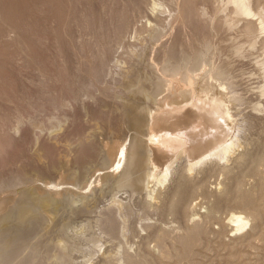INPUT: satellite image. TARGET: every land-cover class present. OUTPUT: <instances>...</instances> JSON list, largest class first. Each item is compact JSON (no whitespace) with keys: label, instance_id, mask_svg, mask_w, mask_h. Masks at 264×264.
Masks as SVG:
<instances>
[{"label":"bare ground","instance_id":"bare-ground-1","mask_svg":"<svg viewBox=\"0 0 264 264\" xmlns=\"http://www.w3.org/2000/svg\"><path fill=\"white\" fill-rule=\"evenodd\" d=\"M95 1L43 0L38 5L42 12L47 13L49 27L60 23L65 30L74 18L75 24L79 20L77 27L100 33L98 45L93 46L97 50L88 60V79L75 76L69 94L74 100L81 99L79 97L83 93L93 95L95 91L107 92L122 83L124 90L120 94L116 92L114 97L121 101L115 109L119 111L121 119L118 130L125 134V138L121 142L103 144L95 134L85 133L89 125L87 122L80 124L76 114H72L74 120L71 124L63 125L59 131L52 128L48 133H45L47 123L32 121L34 128L33 135H30V129L23 125V107L15 113L2 111L1 101H11L6 92L11 87V77L7 71L0 70V264H74L72 256L79 249V244L72 242L67 235L72 227L70 217L95 208L94 202L104 196L102 188L105 185L111 188L115 196L148 190L150 201H156L159 198L163 200L164 195L168 194V205L163 201L162 205L166 206L163 211L161 209L160 215L169 214L181 219L189 212L188 202L193 194L205 188L204 183L196 187H190V183L206 169L210 161H218L216 166H220V161L227 163L233 159L239 163L242 173L252 168L251 172L259 180L256 190L250 191L244 187V175L240 173L236 178L226 176L210 192L216 197L212 207L216 211L224 206L229 207L230 203L235 204L236 209H241L235 210L229 218L235 224V231H244L250 225L251 232H256L264 225V210L258 203L264 202V176L260 169L264 167V147L261 149L257 146L261 150L252 149L248 142L241 151L238 147L245 146L246 142L242 145L238 139L227 138L244 124V116L239 117L243 112L237 108V103L244 98L238 92V82L232 76L236 64L231 59L243 58L259 42L264 44V0H204V4L203 0L201 3L199 0H103L99 7L101 20L93 25L95 14L91 5ZM144 2L148 8L144 7ZM132 4L133 8L130 9ZM11 5L8 0H0V43L8 49L19 45V51L23 52L18 55L16 66L24 67L35 60V45L48 50L47 45L51 40L36 31L29 18L18 14L20 11L15 13L17 8ZM207 5L213 9L208 17H204L207 15ZM136 9L144 12L154 23H160L157 25L162 29L155 26L149 28L147 22L143 27H137L136 40L129 42L127 33L133 25L130 12L132 14ZM166 10L170 12L169 15ZM227 10L229 14H224ZM61 16L65 21L58 22ZM255 16H258L257 20L253 18ZM240 22H243L240 27L243 43L222 35L221 32L236 30ZM45 24L46 27L40 25L48 30ZM164 30L167 37L162 41ZM147 31L149 34L145 36ZM153 39L157 41L155 47L160 45V48L147 63L148 45ZM229 39L231 50L224 45ZM114 42L116 44L112 47ZM55 43L54 55L59 68H64L67 62L63 59V48L60 49L62 45L57 40ZM78 49L80 53L86 51L82 50V46ZM118 49L122 51H116ZM113 51L119 53V60L125 66L110 64ZM224 56L226 58L223 59ZM0 57L4 56L1 54ZM256 64L264 79V59ZM2 67L0 65V69ZM112 73L118 78L111 81L100 78ZM260 94L264 98V89ZM66 99L69 98L54 100L52 104L54 107L66 106ZM12 116L17 119L13 132L9 130ZM62 141L68 142L64 147L66 152L75 151V161L80 170L66 168L71 172L55 176L58 169L68 166L61 155ZM96 157H100L101 167L85 178L84 163ZM185 157L188 158V165L181 176L182 181L178 178L176 188L166 185L178 174V160ZM219 168L226 175L231 170L225 164ZM153 181L156 183L151 187L149 184ZM134 204L135 201L129 197L125 203L112 202L108 207L106 204L107 209L100 212L96 226L103 234L122 240L115 258L107 257L106 264H196V247L204 243L209 233L202 220L181 224L175 231L160 228L154 232L159 241L158 257L149 252L132 253L124 239L129 235L126 222L134 215ZM143 204L144 208L147 207L148 201ZM153 206L157 210L162 207L159 204ZM144 208H140L144 213L143 218L149 219ZM66 213L69 220L64 216L67 221L57 226L59 235L55 236L53 233L56 232H51L52 224ZM153 225L146 222L143 227L151 229ZM172 232L175 234L169 240L167 236ZM89 242L96 253L99 240L91 236Z\"/></svg>","mask_w":264,"mask_h":264},{"label":"rangeland","instance_id":"rangeland-1","mask_svg":"<svg viewBox=\"0 0 264 264\" xmlns=\"http://www.w3.org/2000/svg\"><path fill=\"white\" fill-rule=\"evenodd\" d=\"M42 1L43 0H41L40 2L36 0H22V1L8 0L9 4L12 3L11 5L12 8H15L14 6H16L17 9H15V13L18 10V12L19 11L21 12V13L17 12L20 16H22L21 14H23L24 17L29 18L28 20L31 21V24L35 28V30L40 31L42 34H45L44 36L50 38L51 42H49L50 44V45L48 44L49 46L47 45L48 50L43 49L36 44L34 47L35 60L25 65L24 67L16 66L17 57L23 52V51H19L20 49V48L18 49L19 45H16V47L13 46V48L15 47L14 49L13 48L8 49L7 47H4L2 43H0V55L2 54L4 56L3 58L0 57L4 62V64H2L3 62L0 59L1 61L0 65L1 67L3 66L0 70L3 69L2 70L3 72L7 71V74L10 75L11 77V87H8L6 90L9 99L11 101H7V100L1 101V103H3L2 111L3 112L4 110L7 111V112L5 111L4 113H9V112L15 113L18 108L23 107L21 108L25 120V123L23 125H25L27 129H30L31 131V132L29 131L30 135L31 134L33 135L32 132L34 128V126L31 125L32 121L38 120L47 123L46 126L48 127V129L45 133H48L49 130L51 131L52 128L53 129L57 128L56 131L57 130L59 131L62 130L61 127L63 125L64 126L68 125V123L71 124V122L74 120L72 114L74 115L76 114V118H78L81 121L80 124L83 125L85 124V122H87V124L89 125L86 126L85 133L95 134L98 140L101 141V143L106 144L107 142L112 143L114 141L121 142L125 138V134L121 133L118 130L120 128L121 119L119 118V113H118L119 111L115 109L117 108L118 105H120L121 101L115 98L114 95L118 91L119 94L122 93V91L124 90V87L121 86L122 83H118L117 86H113L112 87L113 90H108L109 92L108 91L101 92L102 90L95 91L93 95H91L92 93L90 92L89 94L83 93L84 95L82 94L79 97L81 99H76L78 101V104H76L77 101L72 98L71 94H69L71 93V87H73V81L75 76H79L82 79H88L89 76L87 74V71L89 70L88 60L91 57V55L97 50V48L95 49L93 48V46L98 45V40H99L98 36H100V33L96 34L93 30L85 31L83 27L82 28L77 27V23L79 22V20L75 24L74 18L70 20L69 25L65 30L60 23H55L53 28L49 27L50 25H49L47 13L42 12L39 8L40 5H38L41 4ZM102 1L103 0H96L91 5V10H93V13L95 14V18L92 20L93 25L95 23H99L101 20V12H100L101 9L99 7ZM199 1L201 3V0ZM214 1L215 0H213V2ZM18 2H20L21 4L18 5ZM202 2L204 4V0ZM143 5L144 7L147 8L149 7L148 5H146L145 2L143 3ZM132 6L133 4L130 6V9L133 8ZM205 9L207 15H205L204 17H208L212 13L213 8L207 5ZM226 13L229 14V10H227L224 14ZM166 14L169 15L170 12L166 10ZM131 15L132 18L130 19H132L133 25H131L132 28L128 31L129 33H127L128 36L127 41L129 42H134L136 40V35H137L136 29L143 27L145 24H147V22H148L147 24L148 27L150 26L153 28L155 26L157 29H159V27L160 29H162V26H158L160 25V23L158 22L154 23V20L151 21L152 19H150L144 12H138V10L136 9L132 11V14L130 12V16ZM63 16L59 18L58 22H60V20L65 21ZM253 18L257 20L258 16H255ZM151 22L153 23L151 24ZM43 23L44 25H46L45 23H47V26L49 27L48 30L46 28H42V26H44ZM40 24H42V26ZM242 24L243 22H240L238 24L237 27L238 30L236 29L233 31H225L221 33L222 35H227L228 37H231L230 38L231 40L235 39L239 43H243L244 38L242 37L241 35L242 32L240 31L241 30L240 27ZM148 34L149 32L147 31L145 33V36H147ZM164 34L165 35L161 39L162 41H164L167 37L166 30H164ZM230 39L228 41H225L224 45H227V47L231 45ZM55 40L59 42V45H62L60 49L63 48V55H64L63 59L67 62V65L64 68H59L57 58L54 55L55 52L54 46L56 44ZM151 42H149L150 44L148 45L149 52L146 59L147 63L151 62L152 56H155L158 52V49L160 48V45H158V47H155L154 43L157 42L156 40L153 39ZM115 44L116 42L113 43L112 47L115 46ZM244 45L247 46L246 43ZM262 45L264 44L259 42L257 46L252 50V52L243 58L231 59L232 62L236 64V68L234 69L232 76L238 82V86H237L239 90L238 92L244 98L243 101L237 103L238 105L237 108L239 107L238 109L242 110L243 112V114L239 115V117L241 118L244 116L245 126L243 124L238 128H236V130H233L231 132V135L227 138V140L228 139L231 140L232 138L238 139L242 141L241 142L242 145L246 142L244 144L245 146L238 147L239 148L238 150L241 151L245 149L246 144L248 142L251 143L249 147L252 149L254 147V149L258 150L260 149L258 147H261V149L264 147V102L262 101L264 100V98L260 94L261 90L264 89V79L262 73L259 71V68L256 64L257 61L264 59V46ZM80 46H82L83 51L84 50L86 51L80 53L78 49ZM83 46L86 49H84ZM49 47H51L52 49ZM231 49L232 48H230V50ZM116 51L121 52L122 49H118ZM116 51H113L110 55V57L113 58V60H111L112 63L110 62V64L112 66L117 65V67L120 65L125 66V63L122 60L121 61L119 60V53L115 54ZM224 58L226 57L224 56L223 59ZM148 59L150 60L148 61ZM15 66H16V71L14 70ZM79 67H81L80 70ZM147 70L149 71V69ZM112 74L105 75L100 78H102V81L103 80L111 81V79L113 80L114 78L115 79L118 78L116 74L113 75ZM21 76H25V78L23 79V77ZM14 83L16 85H14ZM64 94L65 95L68 94V95L64 96ZM61 98L62 99L69 98L65 100L66 106L64 105L62 107H54L52 101L54 100L61 101ZM79 103L81 105H79ZM93 105L96 109L93 107ZM79 106L82 109V111L79 108ZM69 108H70V112L72 111L71 113L69 112ZM84 112H86L85 115ZM103 115H105L106 117L104 118ZM254 115L255 116L258 115V116L255 117ZM15 116H12L13 119H9L10 120L9 130H11V132H13V129L16 126L17 119H15L16 118ZM84 118L85 121L83 120ZM106 118L111 120H108ZM247 123L249 124V126ZM251 124L252 126H250ZM11 125L14 126L12 127ZM61 143L63 145V152L61 155L64 156L63 157L64 160L68 162V166L58 169L54 173L55 176L60 175L64 172L68 174L71 171L80 170L79 164H77V162L75 161L76 160L75 151H71L69 153L66 152V148L64 147H66L68 142L62 141ZM187 159L188 158L186 159L183 158L181 160H178L179 161L178 171H177L178 174L174 175L175 178L173 177V179H171V181H169L166 185L175 186L176 188V185L178 183V178L180 179V181H182L183 177L181 176L185 174L186 167L188 165ZM100 161H101L100 157L86 160V162L84 163L85 178H89V176L93 175V173L97 169H99V167H101ZM217 162L218 161H210L206 165L205 167L206 169L201 171L200 174H198L190 183V187L192 186L196 187L199 184L204 183L205 188L193 194V196L188 202L189 212L185 217L181 219H177L173 215H169V214L160 215L161 209L163 211V208L166 206L165 204H167L168 202L167 199L169 200L170 198L168 194L164 195V197L166 196L165 198H163V196L161 197L163 198V200L159 198L157 200L155 199L156 201H154V199L150 201V199L148 198V190H144L140 193H134V194L131 192L127 194L119 193L118 195L115 196L113 194V191L110 190L111 188H109L108 185H105L102 188V190L104 191V196H102L101 199L100 198L98 199L99 202L98 200H96L97 202H94L96 203L95 208H90L86 211H83L77 214L78 216L73 215L72 216L73 218L70 217V220L69 217L67 219L68 213L63 215V217L60 216V218L62 217L64 219L63 220L62 218L61 220H59L60 218L56 219L55 220L56 222L54 221L52 224L51 232L53 230V232H56L53 234L54 235L56 234L55 236H58L59 235L58 234L59 232H57L58 227L60 226V223H62L65 220L66 217V219L69 220L70 223L72 222L71 223L72 227L69 228L67 235L71 237L70 239V237L68 236L72 242L79 244L78 245L79 249L76 250L75 251L76 253L74 252L72 256L74 264H90L91 261H92L91 264H106L105 262L106 259L111 258V256L112 258H115L117 254V250L119 249L120 242L122 240L119 238L118 239L111 238L103 234L101 230L96 226V222L101 215L100 212L106 210L110 203L112 202L125 203L127 199L130 197V199L135 201V204L133 205L134 215L133 217L129 218L126 222L129 228V235L124 239V242L132 253L138 254L140 252H144V253L149 252L152 256L158 257L160 250V248L158 247L159 241L157 240L154 232L158 231L160 228H166L171 231H175L181 224H184L186 222L190 224L195 220L196 221L202 220V222L209 229V233L206 239H204V243L196 247L197 250L194 255V258L196 259V264H264V225H261L260 229H258L256 232H251L250 225L244 231L241 232L235 231L234 230L235 224L231 223L229 221V218L232 215V213L235 212V210L240 211L241 209H236L235 204L229 202L230 203L229 207L224 206L221 210L216 211L214 208H212L213 204L216 202V197L212 195L210 192L211 190L215 189V187L219 186L218 183L224 180L226 176H227L226 178H231V177L236 178L238 177L237 176L238 174L240 173L243 174L244 175L243 185L246 189L250 191L256 190V186L259 183V180L251 172L252 168H248L244 173H242L243 170L239 171V165H238L239 163L235 162V160L233 159L232 161L230 160L231 163L230 162L226 163L224 160L220 161L221 162L220 166H223V164H225L228 166L229 169H231L228 175L224 174L222 170H220L219 168L220 166L218 165L216 166ZM66 168L68 170L70 169L71 171H68ZM260 169L262 170V176H264V167L262 166ZM56 180H58V178H56ZM155 183L156 182L153 181L149 185L152 187L153 185H155ZM145 201H148V205L147 207L144 208L143 203ZM163 201L166 202L165 204L162 205V203H164ZM258 203L259 206L263 208L262 210H264L263 200L259 201ZM140 204H143L141 206L142 208L145 209V212L148 215L149 219L143 218L144 213L140 209L141 208ZM151 204L153 205L159 204V206L161 205L162 207H160V210H157V208L154 207L153 205L150 207L149 205ZM146 222L154 224L153 225L154 227L151 229H145L143 226ZM86 225H89L91 227ZM174 234H175L174 232L170 233L167 236V238L169 240H172V236ZM91 236L96 237L99 240V246L96 248V250L98 251H96V253L94 252V248H93L94 246H92L91 243L89 242ZM235 242L236 244H234ZM235 256H237L238 259L237 258L235 259Z\"/></svg>","mask_w":264,"mask_h":264}]
</instances>
